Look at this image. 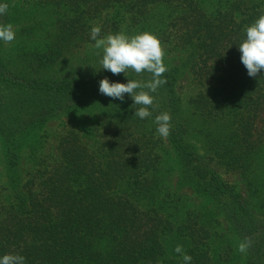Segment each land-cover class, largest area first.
I'll list each match as a JSON object with an SVG mask.
<instances>
[{
	"label": "trees",
	"instance_id": "16d2710c",
	"mask_svg": "<svg viewBox=\"0 0 264 264\" xmlns=\"http://www.w3.org/2000/svg\"><path fill=\"white\" fill-rule=\"evenodd\" d=\"M213 1L0 0V25L15 26L0 40V257L264 264V71L249 77L238 49L264 0ZM94 26L149 32L181 53L179 65L163 60L150 117L128 94L99 92L105 77L150 74L101 69ZM186 74L198 91L184 100ZM163 112L167 138L154 122Z\"/></svg>",
	"mask_w": 264,
	"mask_h": 264
},
{
	"label": "clouds",
	"instance_id": "9594fccd",
	"mask_svg": "<svg viewBox=\"0 0 264 264\" xmlns=\"http://www.w3.org/2000/svg\"><path fill=\"white\" fill-rule=\"evenodd\" d=\"M8 5L0 4V15L7 12ZM101 29L94 26L91 29V39L95 41L94 47L102 49L103 54L99 63L101 69L111 73H126L129 69L136 74L148 73L147 81L129 80L127 83L110 82L108 78L99 81V92L113 99L124 101V94L132 99L133 104L140 105L134 115L145 119L152 115L149 110L154 103V97L149 93H155L159 87L166 83L162 78L167 71L163 58L165 52L159 39L149 32H142L132 36L124 33L108 34L100 36ZM15 39V32L11 24L0 25V40L8 43ZM240 61L247 69L249 77L255 78L258 73L264 71V14H261L253 23L245 26V38L239 43ZM98 55H100L98 53ZM147 89L148 91H145ZM171 116L167 112L155 116L157 133L167 138L171 130ZM252 241L245 238L238 245L240 253H247ZM176 253H183V247L177 245ZM185 264H191L192 257L183 253ZM25 258L19 254H4L0 257V264H24Z\"/></svg>",
	"mask_w": 264,
	"mask_h": 264
},
{
	"label": "rangeland",
	"instance_id": "374dc122",
	"mask_svg": "<svg viewBox=\"0 0 264 264\" xmlns=\"http://www.w3.org/2000/svg\"><path fill=\"white\" fill-rule=\"evenodd\" d=\"M213 3L216 4L217 0H214ZM14 27H13V31H14ZM128 36H132V34ZM161 46L165 52L163 60L171 62L172 64L174 63L175 65H179L182 57L179 50L177 49L170 50L168 47L163 46L162 44ZM177 90L182 94L184 100H186L190 97H193V95L198 91V88L196 85H194V83L191 80H189V75L186 74L183 77V80L180 82V84L177 85ZM52 127L53 129L55 128V123L52 125ZM223 176H225V178L228 179L229 181H234L235 179H237V177L233 174L224 173Z\"/></svg>",
	"mask_w": 264,
	"mask_h": 264
}]
</instances>
